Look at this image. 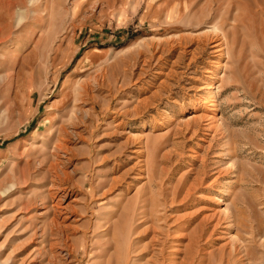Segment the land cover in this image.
<instances>
[{"label": "rangeland", "instance_id": "obj_1", "mask_svg": "<svg viewBox=\"0 0 264 264\" xmlns=\"http://www.w3.org/2000/svg\"><path fill=\"white\" fill-rule=\"evenodd\" d=\"M0 264H264V0H0Z\"/></svg>", "mask_w": 264, "mask_h": 264}, {"label": "bare ground", "instance_id": "obj_2", "mask_svg": "<svg viewBox=\"0 0 264 264\" xmlns=\"http://www.w3.org/2000/svg\"><path fill=\"white\" fill-rule=\"evenodd\" d=\"M211 104H212V103H211ZM211 104H210V105H211ZM212 105H213V104H212ZM212 117H213V116H212ZM158 124H159V125H161V124H162V122H159Z\"/></svg>", "mask_w": 264, "mask_h": 264}]
</instances>
